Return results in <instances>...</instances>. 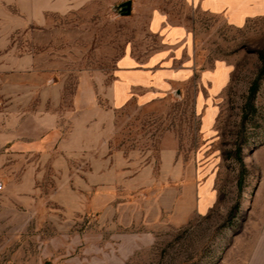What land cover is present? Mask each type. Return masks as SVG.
Wrapping results in <instances>:
<instances>
[{"label": "rangeland", "instance_id": "rangeland-1", "mask_svg": "<svg viewBox=\"0 0 264 264\" xmlns=\"http://www.w3.org/2000/svg\"><path fill=\"white\" fill-rule=\"evenodd\" d=\"M120 5L109 15L129 16ZM86 17L29 29L23 59L0 61L11 65L0 77L6 122L15 127L27 106L60 118L57 152L28 158L32 172L7 173L29 186L0 193V264H264V75L250 93L264 65V17L242 28L196 18L198 68L233 69L210 138L192 84L115 108L123 24L109 16L101 33L99 18ZM207 183L215 201L201 215Z\"/></svg>", "mask_w": 264, "mask_h": 264}, {"label": "crops", "instance_id": "crops-1", "mask_svg": "<svg viewBox=\"0 0 264 264\" xmlns=\"http://www.w3.org/2000/svg\"><path fill=\"white\" fill-rule=\"evenodd\" d=\"M99 1L0 0V61L23 59L25 53L17 45L25 43L21 38L28 36L29 29L42 33L55 29L58 19L71 18L77 11L86 12V19L99 18L101 25L110 16L116 24H123L115 33L123 38L121 43H125L113 69V106L120 109L128 103L148 106L192 84L200 132L210 138L219 116L221 96L229 86L233 69L224 61L198 68L196 18L207 14L223 19L233 28H242L253 18L264 17V0ZM127 1L131 2L129 16L109 15L110 8ZM99 30L103 33L107 26L102 25ZM10 66V63H0V77L9 76L7 68ZM0 82L3 87L9 85L6 79L0 78ZM26 108L15 127L12 120L6 122L1 115L3 111L0 112L3 193L29 186L25 181L8 179V172H32L35 163H30L28 158L53 155L60 147L59 115L54 111L47 115L32 107ZM83 130L89 131L88 125ZM199 199V213L204 215L215 201L209 183L200 189Z\"/></svg>", "mask_w": 264, "mask_h": 264}, {"label": "trees", "instance_id": "trees-1", "mask_svg": "<svg viewBox=\"0 0 264 264\" xmlns=\"http://www.w3.org/2000/svg\"><path fill=\"white\" fill-rule=\"evenodd\" d=\"M263 75H264V65H263V67L261 68V70L259 72L258 78L253 83V85H252V87L250 89V93H251L252 96H255V94L257 93V90L259 88V82H260V79L262 78Z\"/></svg>", "mask_w": 264, "mask_h": 264}, {"label": "water", "instance_id": "water-1", "mask_svg": "<svg viewBox=\"0 0 264 264\" xmlns=\"http://www.w3.org/2000/svg\"><path fill=\"white\" fill-rule=\"evenodd\" d=\"M120 7H121V11L123 12V14L125 15L131 14V2L130 1L123 3L122 5H120Z\"/></svg>", "mask_w": 264, "mask_h": 264}, {"label": "built area", "instance_id": "built-area-1", "mask_svg": "<svg viewBox=\"0 0 264 264\" xmlns=\"http://www.w3.org/2000/svg\"><path fill=\"white\" fill-rule=\"evenodd\" d=\"M3 184H2V182H0V192L3 190Z\"/></svg>", "mask_w": 264, "mask_h": 264}]
</instances>
